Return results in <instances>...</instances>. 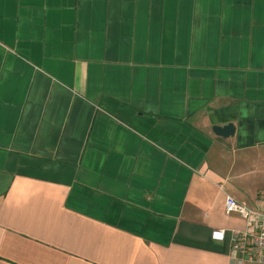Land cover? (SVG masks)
I'll return each mask as SVG.
<instances>
[{"label": "crops", "instance_id": "obj_1", "mask_svg": "<svg viewBox=\"0 0 264 264\" xmlns=\"http://www.w3.org/2000/svg\"><path fill=\"white\" fill-rule=\"evenodd\" d=\"M262 189L264 0H0V264H260Z\"/></svg>", "mask_w": 264, "mask_h": 264}, {"label": "built area", "instance_id": "obj_2", "mask_svg": "<svg viewBox=\"0 0 264 264\" xmlns=\"http://www.w3.org/2000/svg\"><path fill=\"white\" fill-rule=\"evenodd\" d=\"M226 215L237 214L245 223V228L229 232L234 254L248 262L264 264V190L259 193L254 207L239 202L231 195L225 200ZM213 238L224 240L227 231L215 230Z\"/></svg>", "mask_w": 264, "mask_h": 264}, {"label": "water", "instance_id": "obj_3", "mask_svg": "<svg viewBox=\"0 0 264 264\" xmlns=\"http://www.w3.org/2000/svg\"><path fill=\"white\" fill-rule=\"evenodd\" d=\"M215 131L220 134V135H229L230 133H233L234 130H233V126L232 125H226V126H223L221 128L219 127H216L215 128Z\"/></svg>", "mask_w": 264, "mask_h": 264}, {"label": "rangeland", "instance_id": "obj_4", "mask_svg": "<svg viewBox=\"0 0 264 264\" xmlns=\"http://www.w3.org/2000/svg\"><path fill=\"white\" fill-rule=\"evenodd\" d=\"M262 190H263V189H262ZM262 190H261V191H262Z\"/></svg>", "mask_w": 264, "mask_h": 264}]
</instances>
